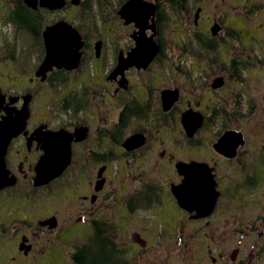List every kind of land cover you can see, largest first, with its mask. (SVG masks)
<instances>
[{"label": "flooded vegetation", "instance_id": "af4514ba", "mask_svg": "<svg viewBox=\"0 0 264 264\" xmlns=\"http://www.w3.org/2000/svg\"><path fill=\"white\" fill-rule=\"evenodd\" d=\"M126 1L116 0L112 8L114 14L110 13L111 10L107 11L106 6L97 7L95 15L102 26V32H98L92 30L93 24L91 30H86L72 18L74 8L85 11L90 8L88 0H80L79 4L66 0V4L57 9L42 5L41 0H37L36 7L29 5L27 0H0V135L7 136L8 131L10 137L12 132L4 160L8 180L14 179L13 184H6L0 189V212H10L9 202L15 205L22 200L43 198L45 189H49V196L54 200L60 198L61 191L66 195L72 192L80 206L76 217L63 219L65 224H62L61 216L53 211L58 208L54 206L31 220L19 218V223L26 226L13 232L9 227L6 229L5 222H16L17 216L11 213L9 219L7 215H0V264H49L45 258L47 251L51 248L54 255L59 256L62 243L70 242V237L61 235L62 230L68 225L81 224L83 230L78 229L80 232L70 235L71 238L77 235L83 240L70 253L74 264H80L77 252L90 249L92 240L97 238H107L114 243L118 264H134L139 246L142 249L148 246L145 235L157 231L159 244L163 242V229L164 233L177 231L180 234L188 224H209L222 218L229 220L236 206L249 203L252 198L240 200L232 189L229 197H224L218 172L220 166L229 167L227 170L236 173L235 164L244 158V172L250 174L246 176L244 185V190L248 191L249 188L251 191L260 175H264V99L259 97V92L264 95V21L260 23L262 33L259 37H256L260 34L257 29L249 32L247 29L241 30V35L254 38L250 47L253 54L232 55L223 49L224 35L232 39L240 36L235 29V21L233 28H227L217 17L206 12L203 5H198L190 15L187 6L179 3L175 9L184 14V20H191L194 27L190 39L183 37L180 45H177L181 47V55H172L166 51L163 36L164 24L170 17L165 13L162 2L170 8L174 6L169 0H146L157 8L154 21L150 16L146 23V12L137 17L143 25L141 34L145 38L151 36V26L156 24L157 34L154 38L159 51L146 66L128 64L130 60L127 67L119 71L120 58L128 57L129 52L137 46L136 36L140 34L134 17L129 16L127 20L118 12ZM107 2L109 5L110 1ZM25 9L36 13L39 23H23L21 11ZM47 12L61 13L62 16L49 23L44 16ZM162 12L164 20L160 17ZM105 14H111L115 19V27H105L106 24L111 25L106 21ZM59 20L69 21L81 34V56L76 67L53 66L43 76L38 73V68L46 57L44 30ZM108 29L109 34H106ZM98 42L100 46L97 51ZM173 60L182 65L180 83L171 80V77L162 79L157 71L161 63L167 71L170 70ZM116 68L117 73L114 72ZM45 85L59 97L54 98L56 100L52 106L47 107L49 113L42 117L34 103L36 97L43 93ZM229 91L235 96L236 107L244 103L239 108L240 111L244 110L243 113L237 112V109L228 110L229 102L223 104V96ZM25 98L29 101L26 102ZM26 107L28 114L25 118ZM255 111L257 119L259 116L262 119L254 125L249 120L255 116ZM221 114L229 123L222 122L217 130H209V124L217 121ZM243 119L247 120L249 130L240 126ZM17 122L20 125L18 130L16 127L12 129L10 125ZM187 122L191 126L199 125L187 129ZM172 124L180 126L182 143L190 148L181 151L183 156L178 155L180 150L166 147V139H158L155 143V131L167 133ZM59 130L70 138L71 161L61 175L35 185L36 166L45 153V133ZM204 131L212 135L206 144L210 156L206 150L198 149L203 144L201 132ZM230 131L235 135L222 139ZM158 142L163 144L162 149ZM157 152L159 160L165 164L164 170L158 172V175L164 172L159 176L163 184L156 182ZM192 161L204 163L215 181L218 192L215 202L211 204L213 201L201 199L204 206L205 203L206 206L209 204L208 214L191 202L203 195L202 185L200 187L197 181H194L195 189L182 190L186 206L178 201L172 191V186L180 185L185 177L177 164ZM167 172H170V177ZM117 174L124 177L126 187H123L124 182L120 179L119 183L123 185L118 189L117 213L115 220H112L118 233L117 240L113 241L105 208L109 193H113L109 192V183ZM127 176L136 183L135 186L126 182ZM259 201L260 208L255 211V218L263 224L261 233L264 238V199ZM36 202L34 205H37ZM165 215L167 218L161 219ZM134 220L143 221L140 224L146 233L130 229L128 224H133ZM144 220L148 221L147 224H144ZM10 227L15 230L17 225L13 223ZM86 227L88 234L82 237ZM126 230L130 232L129 242L125 243L127 245L121 240ZM237 253L238 248L231 254L233 259ZM219 255L223 256L222 253Z\"/></svg>", "mask_w": 264, "mask_h": 264}, {"label": "rangeland", "instance_id": "374dc122", "mask_svg": "<svg viewBox=\"0 0 264 264\" xmlns=\"http://www.w3.org/2000/svg\"><path fill=\"white\" fill-rule=\"evenodd\" d=\"M107 1H110L109 5L107 4ZM88 2L90 8L86 11L84 9L74 8V16H72V18L75 19L77 24L79 23L86 30H91V25L93 24L94 27L92 28V30L102 32V26L97 20L98 17H96L95 15L97 7L99 5L106 6L108 7L107 11H112V8L116 4V0H88ZM162 4L165 13H168L170 17V19L164 24L163 29V36L166 40V51L168 54L181 55V47L177 45H180V40L183 37L190 39L194 24L191 22V20H184V14L179 13V9H175V7L170 8L169 5H167V3L165 2H162ZM183 5L187 6L190 15L194 10H196V7L198 5H203L206 12H209L211 15L217 17V19H219V21L223 23L222 26H226L227 28L228 26L233 28V25L236 22L235 29L240 34V36L232 39L231 36H226L224 35L225 32H223L222 35H224L225 43L223 49L225 48L227 50V53H232V55L237 54L240 56H245L247 52L253 54L250 47L254 41V38L246 37L243 34L241 35V30L247 29V31L249 32L251 31V29H257L259 30L260 34H257L256 37H259L261 35L262 29L260 28V23L264 21V0H186L185 2H183ZM111 11L110 13H113V11ZM44 16L46 22L50 23L55 19H59L62 14L47 12L44 14ZM105 16L107 17L106 21H109L111 24H106L105 27H115L116 21L113 17H111V14H105ZM91 18H94L95 20L93 21ZM107 33L109 34V29L106 30V34ZM234 45L235 48H233ZM181 68V63L173 60L171 62L170 70L167 71L164 64L161 63V67L157 71L160 73L162 79L171 77V80L175 79L178 83H180ZM11 74H14L13 71H11ZM46 86L47 85H45L43 89V93L36 97L34 103V107L36 106L37 112H39L40 114L42 113V117L46 116L47 113H49V109L47 107L50 105L52 106V102L59 97H57L54 92H51L50 89ZM242 88L243 90H245L244 86ZM223 97L224 99H222V101L224 105H227L229 102V104L227 105L228 110L237 109L238 112L239 108L241 106H244V103H240L237 107L235 106V96L234 94L232 95L231 91L224 94ZM259 97L262 100L264 99V95L261 92H259ZM206 111L208 112V110ZM243 111L240 112L243 113ZM254 114L255 116H253L249 121L254 122L255 125L257 124V122L259 123L262 117L259 116L257 119V112L255 111ZM217 118V121H212V123L209 124V130H217L218 125L221 126L222 122H225V124L229 123V120H227L225 115L223 114H221L220 117ZM246 122L247 120L243 119L240 123V126H242L245 130H249V126L248 124H246ZM170 126L171 127H168L167 133L162 131H155V143H157L158 139L159 141L161 138L166 139V147H168L169 149L175 148L174 150L177 151L180 150L178 155L183 156L181 151L183 149L189 150L190 148H186L182 143L183 138L181 139V137L183 133H181V131L179 130L180 126L175 124H172ZM254 129H256L255 126ZM201 134L203 137V144L198 149L199 151L206 150L207 152L206 144L209 143L212 135L206 133V131H204L203 133L201 132ZM158 144L161 147L160 149H162L163 144L159 142ZM166 147L165 149L167 150L168 148ZM206 154L210 156L208 152ZM155 156L157 157L155 160H159L158 152ZM235 165H237L235 169L236 173H232L233 170L229 171L227 170L229 167L224 166H220V170L218 171L221 179L220 185H223L224 189V197H229V191L230 189H232L234 192H236V197L240 200L245 199V201H248L252 198V201L250 200L246 206H236L235 209H233V216L230 217L229 220H226V218H222V220H218L214 223L209 224H188L187 226H185V228H183L180 234L177 231L171 232V234L164 233L165 231L163 229L161 238L163 242L159 244L157 242L160 241V235H158L157 231H155V234L150 233V235H145L148 240V246L145 249H142L139 246L140 249L135 255L137 258L134 264H264V238L263 233H261L263 224L259 220L256 221L255 218V211H259L258 209L260 208V206L258 205L260 203L259 200L264 199V175H260V178H258V181L254 185V187H252L251 191L250 188L249 191L244 190L246 176L250 175L248 172H244V158H241V162H239L238 164L236 163ZM166 167L169 166L166 165ZM155 168H157L156 182L163 184V180L159 176L163 175L164 172L160 173L159 175L158 172H162L161 170H164V162L161 159L159 160V163L156 161ZM167 174L168 177H170V172H167ZM111 179L112 180L109 183V192L113 193H109L105 213L107 214V219L111 225L109 226V234L112 235V240L114 241L117 240L118 231L112 220H115V216L117 213L116 208L117 193H119L118 189L120 185H123L122 183H119V181L120 179H122V181L124 182L123 187H126V183L124 181V177L120 175L118 176V174L117 176H113ZM126 182L132 187L136 185V183L128 176L126 177ZM48 190L49 189L44 190L43 198L39 197L35 200H22L20 204L15 205L13 204V202H9L12 210L10 209L9 213L0 212V215H7L10 219L11 213H14L15 216H17L18 220H16V222H5L6 229H8L9 227L10 231L12 232L18 231V228L23 229L26 225L19 223V218L26 217L27 219L31 220L33 216L42 213L44 210H52L54 206L58 207L53 211L57 215L61 216L62 219L60 218V220L62 224H65L63 219L70 216L76 217V215L78 214L77 209H80V206L73 198L74 194L72 192H69L66 195L64 191H61L62 194L60 195V198H57V201L49 196ZM35 201H38L36 202L37 205H34ZM250 203L254 205H251ZM166 218L167 215L161 216V219ZM145 221L146 220H144V224H147L148 221ZM13 223L17 225V228L15 230L13 227H10V225ZM132 223L133 224H128L130 229L133 228L135 230L145 232L141 226L143 221L134 220ZM68 226L69 227L65 228L61 232V235L63 237L71 238L70 235L74 234L76 231H78V229H80L81 231L83 230V228L81 227L82 224L81 226ZM80 230L78 232H80ZM129 233L130 232L126 230L125 236L122 239L120 238L123 244L129 242ZM87 234L88 229L86 227V232L81 235L82 237H85ZM76 236H73L71 239L69 238L68 240L70 242L62 243V248L60 249L59 256L54 255L51 248L47 251V255H45V258L47 259L49 264H74L71 259L70 253L71 251H73L74 246H77L79 243H83V240L81 238H77ZM236 248H238V253L236 258L233 259L231 254ZM219 253H222L223 256H220ZM144 254H146L145 257ZM212 256H215L216 258H213Z\"/></svg>", "mask_w": 264, "mask_h": 264}, {"label": "water", "instance_id": "95a60500", "mask_svg": "<svg viewBox=\"0 0 264 264\" xmlns=\"http://www.w3.org/2000/svg\"><path fill=\"white\" fill-rule=\"evenodd\" d=\"M27 2L29 5L36 7L37 0H27ZM72 2L74 4H79L80 0H72ZM40 3L50 9H57V8H62L66 4V0H41ZM156 8L157 7L155 4L147 2L146 0H127L120 7L118 12L121 15H123L125 19L129 20V16L134 17L137 26L140 27L139 28L140 34L136 36L137 46L133 48V50H131L132 52H129L128 57L120 58L118 70L125 69L127 67L126 66L127 63L130 60L131 61L128 64H137V65L146 66L158 53L159 45L154 38V36L157 34L156 24H152L151 26L153 29L152 35L146 36L145 38V35L141 34L143 30L142 28L143 25L141 24V21L137 18L138 16H141L146 12L147 15L146 23L150 16H153V21H154ZM44 39H45V47H46V57L44 58L42 64H40L38 68L39 74H43V76H45L46 72L51 70L53 66L66 67L70 69L78 65L81 56L80 48L83 45V40L81 34L77 30V28H75V26H73L71 23L67 22L66 20H59L56 23H53L45 27ZM99 46H100V42L96 44L97 51ZM116 71L117 68L114 70V72ZM25 100L26 102L29 101V99L27 98H25ZM27 114H28V108L26 115L24 114L25 118L27 117ZM7 117L9 118L10 116ZM187 120H189V118ZM198 125L199 123H196V125L193 126L188 124V122L186 123L187 129L189 128L194 129ZM10 126L12 127V129L13 127H16L17 129L18 126L20 125L19 122H17V123H12V125ZM6 128L8 129V127ZM6 132H7V136L0 135V189H2L6 184L14 183V179L8 180L7 178L8 171L6 170L5 167L6 165L4 160V154L6 150V145H7V141H9V138L12 136V132L10 133L11 135L10 137L8 131ZM231 135H235V133L232 131L226 132L223 135L222 139L227 136L229 137ZM44 137L46 144L45 153L36 166V174L33 178L35 185L46 183L52 178L61 175L71 161L70 138L67 137L64 131L62 130L49 131L45 133ZM204 165H205L204 163L195 162V161L189 163H185V162L178 163L177 164L178 170L180 171L181 174H184L185 177L183 178V181L182 183H180V185H173L174 187L172 186V191L176 196V198L178 199V201H180L181 204L186 206L187 205L186 198L182 194V190L191 189V188L195 189L196 184H194V181H197L200 187L202 185L203 195L197 196L195 199L191 200V202L194 205L196 204L195 207H197L200 210L202 209V211L205 210L206 214H208L209 212L207 211V208L209 204H207L206 206L205 203L206 206L205 207L204 204L201 203H204L203 201L205 198L213 201V202L210 201L211 204L214 203L218 196V192L215 190V181L213 175L211 174V170L209 168L208 170ZM194 169L195 171H193ZM203 188L205 189L203 190Z\"/></svg>", "mask_w": 264, "mask_h": 264}, {"label": "trees", "instance_id": "16d2710c", "mask_svg": "<svg viewBox=\"0 0 264 264\" xmlns=\"http://www.w3.org/2000/svg\"><path fill=\"white\" fill-rule=\"evenodd\" d=\"M171 1V5L177 7L179 3L183 5L185 0H169ZM23 18L21 21L28 25H36L39 23L37 19V14L34 12L25 9L23 12L21 11ZM161 20H164V13L160 14ZM81 250V249H80ZM77 252V255L80 256V264H118V257L116 254V250L114 248V243L111 242L110 239L101 240V238H97L92 240L90 244V249L85 251V248L81 251Z\"/></svg>", "mask_w": 264, "mask_h": 264}]
</instances>
